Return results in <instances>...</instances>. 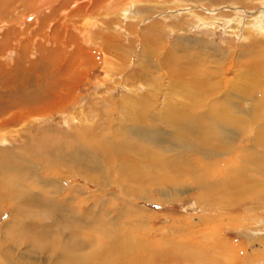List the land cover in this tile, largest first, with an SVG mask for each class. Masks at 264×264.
Segmentation results:
<instances>
[{"label": "rangeland", "instance_id": "374dc122", "mask_svg": "<svg viewBox=\"0 0 264 264\" xmlns=\"http://www.w3.org/2000/svg\"><path fill=\"white\" fill-rule=\"evenodd\" d=\"M54 1L34 13L32 8L28 19L20 7L14 12L7 8V17L0 18V109L12 101H22L29 105L25 108L43 110L25 122L0 128V171L3 165L13 168L9 181L0 173V184L13 186L10 194L0 190V264H51L40 249L49 239L37 241L38 231L50 226L53 230L48 229V233L52 234L55 229L72 227L86 237L92 231L83 222L99 221L107 223L108 230H118L120 241L130 251L141 252V241L160 248L158 260L163 264L172 263L174 252L188 264H264V177L261 182L252 177L255 168L264 171V135L255 138L258 125L264 129V0H221L217 6H212L211 0H111L95 10L90 9L97 0H85L80 5L91 8L81 18H72L80 5L61 12H67V29L72 21L82 20L81 28L87 33L72 30L70 40L64 37L61 44L58 34L55 44L45 45L43 40L52 23L60 17L54 12L62 0ZM117 3L121 7H116ZM255 41L260 42L259 47ZM33 44L39 45L38 49L36 45L30 49ZM77 46L89 59L81 67L82 75L70 96L47 104H42L40 98L36 100L48 90L47 83L59 82L51 86H58L57 92L67 90L68 85L60 81L69 71L67 59ZM22 55L27 63L37 66L36 72L29 74L39 75L41 83L33 77L26 87L15 81L10 85L9 70L14 71L16 66L19 72H26ZM57 56L64 66L53 64ZM194 82L198 83L197 104L191 114L199 120V116L216 113L219 97L226 90L239 96L236 105L240 111L223 105L228 119L221 120L222 128L212 120L205 124L214 135L224 133L223 127L238 132L234 146L225 144L217 149L212 142L201 145L204 149L196 152L192 148L182 152L170 136H165L164 143L151 147L159 159L149 163L147 157H138L136 144L142 137L127 129L151 124L152 116L156 121L172 118L177 112L175 107L188 104L187 88L195 86ZM21 108L15 105L8 113H17ZM10 114L0 115V122ZM229 114L240 121V126L231 123ZM154 129L160 126L154 125ZM150 134L156 136L155 132ZM127 146L134 152L129 158H118ZM136 159L141 163L135 164ZM172 160L180 163L178 169L171 166ZM214 171L228 178L227 187L222 185L220 189L221 183L212 181ZM247 172L253 185L255 180L258 184L240 191L236 185L243 184L239 177ZM207 180L212 184L208 189ZM78 217L82 221H77ZM134 239L141 241L137 244L132 242ZM219 241L224 247L218 248ZM184 244H190V249L177 251Z\"/></svg>", "mask_w": 264, "mask_h": 264}, {"label": "bare ground", "instance_id": "6f19581e", "mask_svg": "<svg viewBox=\"0 0 264 264\" xmlns=\"http://www.w3.org/2000/svg\"><path fill=\"white\" fill-rule=\"evenodd\" d=\"M54 1V0H53ZM52 0H34L33 1H29V0H0V18H6L7 17V14H8V11H7V8H10L11 9V12H14L15 10H17L15 7H20L22 8L23 12H22V15L27 17V15L29 14L30 10H32V8L35 7V10H33V13L34 11H37L38 9H42V8H46V6L50 5V3H53ZM56 1V0H55ZM54 1V2H55ZM60 1V0H59ZM85 0H62L61 3L58 5V8H56V11L54 12L55 14L57 12H59V19L55 18L56 20H54V23H52L50 29L51 31L49 32V34L47 35V37L45 38L44 43L42 41L43 44H55L56 43V36L59 34V43L62 44V40H64V37H68V39L70 40L72 38V36H70L73 32L72 30H77L81 33H84L86 34L83 30L85 29H82L81 27H83L82 25V20L81 22L79 21H72L70 23V25L68 26H71L69 29H67V19H68V15L66 13H63L61 11L63 10H66L68 7H71V6H79L82 2H84ZM88 1V0H87ZM111 0H97L95 3H93L92 5V8L90 7V5H80L77 10L72 14V18L77 20L78 18H81V16L86 12L88 11L87 9L91 8L90 10H95V8H98L100 5H107L108 2H110ZM141 1V0H139ZM207 1V0H205ZM212 1V3H211ZM210 3L212 6H217V4H220L222 1L221 0H211ZM221 1V2H220ZM238 3H241L242 0H236ZM244 1V0H243ZM112 2V1H111ZM138 2V1H137ZM209 2V1H208ZM16 3H18L19 5H15ZM124 3V2H123ZM122 3V4H123ZM142 3V2H141ZM243 3V2H242ZM57 4V3H56ZM90 4V3H89ZM125 4V3H124ZM129 4V3H127ZM145 4V3H144ZM197 4V3H196ZM113 5V4H111ZM126 5V4H125ZM132 5V4H131ZM136 5V4H135ZM244 5V4H243ZM51 6V5H50ZM115 6V5H114ZM119 6L121 7V5H118V3L116 4V7L119 8ZM246 6V5H245ZM14 7V8H13ZM49 7V6H48ZM113 7V6H112ZM125 7V6H124ZM137 7V6H136ZM141 7V6H140ZM19 8V9H20ZM74 8V7H73ZM115 8V7H113ZM51 9V8H50ZM72 9V8H71ZM21 10V9H20ZM19 10V11H20ZM74 10V9H73ZM123 10V9H122ZM121 10V11H122ZM208 10V9H207ZM44 11V10H43ZM46 11V10H45ZM111 11V10H110ZM115 11V10H114ZM245 11V10H244ZM21 12V11H20ZM53 12V11H52ZM61 12V13H60ZM91 12V11H89ZM94 12V11H93ZM16 13V12H15ZM36 13V12H35ZM88 13V12H87ZM109 13V12H108ZM196 15V13H193ZM199 14V13H198ZM244 14V13H243ZM245 14L246 15H249L248 13V10L245 11ZM18 15V14H17ZM42 15V14H40ZM46 15V14H45ZM58 15V16H59ZM91 15V14H90ZM14 16V14H13ZM12 16V17H13ZM20 16V14L18 15ZM54 16V14H53ZM71 16V15H70ZM86 16V15H84ZM228 16V15H227ZM250 16V15H249ZM44 17V16H43ZM9 18V17H8ZM17 18V16H16ZM21 18V17H19ZM48 19H50L51 21V16H47ZM46 18V19H47ZM54 18V17H53ZM70 18V17H69ZM77 18V19H76ZM84 18V17H83ZM214 18V17H213ZM217 18V17H216ZM214 18V19H216ZM24 19V18H23ZM26 19V18H25ZM28 19V17H27ZM45 19V20H46ZM212 19V18H211ZM248 19V18H247ZM251 19V18H250ZM2 20V19H1ZM0 20V21H1ZM4 20V19H3ZM13 20V19H12ZM11 20V21H12ZM18 20V19H17ZM22 20V19H20ZM40 20V19H39ZM45 20L43 21V24H45ZM87 20V19H86ZM204 20V19H202ZM254 20V19H253ZM8 21V20H7ZM5 21V22H7ZM14 21V20H13ZM26 21V20H25ZM42 21V20H41ZM53 21V20H52ZM69 21V19H68ZM71 21V20H70ZM205 21V20H204ZM252 21V20H251ZM3 22V21H2ZM23 22V21H22ZM10 23V22H9ZM18 23H19V20H18ZM35 23V22H34ZM47 23V21H46ZM87 23V22H86ZM3 24V23H2ZM42 24V25H43ZM50 24V23H49ZM254 24V23H253ZM4 25V24H3ZM2 26V25H1ZM5 26V25H4ZM10 26V24L8 25ZM41 27V26H40ZM238 27V26H237ZM236 27V28H237ZM255 27V26H254ZM19 28V27H18ZM48 28V27H47ZM156 28V27H154ZM234 28V27H233ZM14 29V28H13ZM39 29V27H38ZM41 29V32L42 30H44L45 28H40ZM150 32H151V27L149 28ZM259 29V28H258ZM36 30V29H35ZM261 30V29H260ZM12 31V30H11ZM23 31V30H22ZM28 31V30H26ZM153 31V30H152ZM232 31H235V30H232ZM48 32V31H47ZM7 33V31H6ZM13 33V31H12ZM18 33V32H17ZM35 33V32H34ZM51 33V34H50ZM10 34V30H9V33L8 35ZM20 34V33H19ZM17 34V35H19ZM27 34V33H26ZM31 34V33H29ZM33 34V33H32ZM39 34V32L37 33ZM36 36L38 37L39 35ZM45 34V33H43ZM2 35V34H1ZM7 35V34H5ZM28 35V34H27ZM26 36V35H25ZM29 36V35H28ZM86 36V35H85ZM32 37V36H31ZM30 37V38H31ZM2 38V37H1ZM4 38V37H3ZM40 39V37H38ZM44 39V38H43ZM77 39V38H76ZM7 40V39H6ZM32 40V39H31ZM31 40H29L31 42ZM33 40H34V37H33ZM32 40V41H33ZM37 40V39H36ZM36 40H34L36 42ZM1 41V39H0ZM33 41V42H34ZM72 41V40H71ZM39 42V40H38ZM46 42V43H45ZM85 42V41H84ZM87 42V41H86ZM3 43H5L3 41ZM7 43V42H6ZM32 43V42H31ZM37 43V42H36ZM252 43V42H251ZM254 44H259L260 45V42H253ZM0 45H3V44H0ZM34 45V46H33ZM31 45L32 47L31 48H35V45L36 44H33ZM258 45V47H259ZM263 46V44H261ZM29 46V45H28ZM38 46L39 45H36L37 49H38ZM40 46H41V42H40ZM23 50H24V47L22 46ZM253 48V47H251ZM261 48V47H260ZM42 49V48H41ZM251 50V49H250ZM33 51V50H32ZM31 51V52H32ZM34 52V51H33ZM42 53H44V49L41 50ZM46 53H50L49 50H46L45 51ZM24 53V51L22 52ZM27 54V53H26ZM36 54V53H35ZM248 54V53H247ZM21 55V54H20ZM21 60L23 61V63H25V66L26 67V72L23 73V70H21L19 72V69L15 66V70L13 71V68L10 71V73L8 74L9 76V81L11 82L10 85H12V81H15L16 82H19L21 84H24L25 86V83L27 82V84H30L29 83V80L31 78H35V82L39 83L41 81V77L37 74H35V76L31 77L33 74H29L30 72L34 71L37 66L35 64H29L27 63L26 61V56L22 55L21 56ZM25 57V58H24ZM58 57V56H57ZM218 57H223V56H219ZM28 58V57H27ZM45 58H49V54H46L45 55ZM20 59V58H19ZM18 59V60H19ZM52 58L50 57V62L52 63ZM89 57H87V55H85L84 51L79 47L77 46V49L75 50V52L73 53V55H71L69 57V59H67L70 67H69V71L66 72V76L64 77V80L60 81V84L63 83L64 85H68V88L67 90H59L58 92L56 91V89L58 88V86L54 89H52V87L54 85H59V82H57L56 84H53V82L51 81H48V82H51V83H47V89L48 90H45L44 92V95H39L37 99L40 98V101L43 102L42 104H47L48 101H51L52 99H55V100H62V99H65L67 97L70 96L71 92H72V87L73 85L79 80L80 76L82 75V73L80 72L81 70V67L85 65V63H87ZM29 61V59H27ZM56 60V61H55ZM55 60L53 59V64L56 63V66L57 68L61 67V65H63V60H59V57L56 59L55 57ZM59 60V62H57ZM20 61V62H22ZM34 61V60H32ZM261 61V60H260ZM65 62V61H64ZM36 63V62H34ZM258 63V62H257ZM20 64V63H19ZM262 66H264V61L262 62ZM2 66V64H0ZM11 65V64H10ZM55 65V64H54ZM68 65V64H67ZM19 66V65H18ZM64 66V65H63ZM53 67V66H52ZM261 67V66H260ZM1 68V67H0ZM4 68V67H2ZM24 68V67H23ZM63 68V67H62ZM67 68V67H66ZM6 69V68H5ZM8 70V69H7ZM49 70V68L47 69ZM47 70H45V72H47ZM264 70V68H263ZM17 71L19 73H17ZM243 71V70H242ZM3 72V70H2ZM7 72V71H6ZM36 72V70H35ZM38 72V71H37ZM84 72V71H83ZM251 72V70H250ZM253 72V71H252ZM27 75H30V76H27ZM245 75V74H244ZM257 75V74H256ZM58 76V75H57ZM243 76V75H242ZM59 79V77H58ZM239 79V78H238ZM53 80V79H52ZM238 81V80H237ZM244 81V80H243ZM55 82V81H54ZM196 82V81H195ZM194 82V83H195ZM254 82V80H253ZM41 83V82H40ZM182 83V82H181ZM201 83V82H200ZM233 83V82H232ZM242 83V82H241ZM259 83V82H258ZM5 84V83H4ZM9 84V82H8ZM248 84V83H247ZM53 85V86H52ZM195 86H188L187 88V98H188V104L185 106V105H181L179 107H175L174 109H176V113L173 114L170 118H165V120H159V121H156L155 120V117L152 116V120L151 121V124L150 123H144V124H141L139 126H136V128H130V129H127L128 132H132L140 137H142L141 141L138 142V144H136V155L138 157H147V161L149 163H152V160H155L157 158V153H153L152 152V149L151 147H154L157 148L158 145L164 143V138L165 136H170L169 138H172L171 141L172 143L175 145L177 144L178 148H180L182 150V152H185V150L188 151V149L192 148L191 151L192 152H196L199 149H204L203 146L201 145H204V144H213L214 142L217 144V146H214L217 147V149L219 147H222L223 145L227 144L228 145H233L234 146V142L237 140V137L238 136V132H232L230 131V129L228 130L226 127H223V132L224 133H219V134H216L214 135L211 130L208 128L207 130V127L205 124H207L206 122H209V121H215V123L222 128L221 124L222 121L221 120H224V117L228 119V116L227 115V111H225V108H224V104L228 106L229 110H232V108L235 110L234 112H238L240 111L239 110V107L236 105L237 102H236V98H238L239 96H235L236 94H234V92H231V90H226L225 91V94H223V96L220 94V96H222L221 98L219 97V103H220V107L216 110V113L218 114V117H217V114L215 113L214 115L211 114H206V115H202V116H199L201 117V120H199L198 116H193L191 113H192V110L195 109V106L194 104H197L195 100V96L197 95L196 91L197 88H198V83L194 84ZM39 87H42L43 86L41 85H38ZM52 86V87H51ZM233 86V85H232ZM231 86V87H232ZM13 87V86H11ZM16 88V86H14ZM18 87V86H17ZM26 87V86H25ZM30 87V86H29ZM33 87V86H32ZM14 88V89H15ZM46 88V87H45ZM232 88H235V87H232ZM21 89V88H19ZM33 89V88H32ZM236 89V88H235ZM11 90V89H10ZM18 90V89H16ZM216 90V89H214ZM218 90V89H217ZM31 91V90H29ZM33 91V90H32ZM38 91V90H37ZM228 91V92H227ZM7 92V91H6ZM13 92V91H12ZM19 92L18 91V95H19ZM40 92V91H39ZM218 92V91H217ZM4 93V92H3ZM34 93V91H33ZM216 93V92H215ZM241 93V92H239ZM13 94V93H12ZM22 94V93H21ZM20 94V95H21ZM25 94V93H24ZM218 94V93H216ZM16 95V96H18ZM35 95V94H34ZM37 95V94H36ZM4 96V95H3ZM15 96V97H16ZM14 97V96H13ZM22 97V96H21ZM21 97H20V100H21ZM24 97V96H23ZM22 97V98H23ZM31 97V96H30ZM29 97V98H30ZM186 97V96H185ZM184 97V99H185ZM254 97V96H253ZM19 98V97H18ZM27 98V97H25ZM42 98V100H41ZM241 98V96H240ZM244 98V97H243ZM253 99V98H252ZM25 100V99H24ZM33 101V99H31ZM35 100V101H36ZM200 100V99H199ZM198 100V101H199ZM202 101V100H201ZM56 103V101H54ZM186 102V101H185ZM254 102V101H252ZM12 104L10 106H7V107H1L2 109H0V115L1 116H5L7 117L6 115L7 114H10L8 113V111H13V108L17 106H22V108L16 113V112H13L9 115L8 119H6L5 117V120L2 119V121L0 122V128H6V127H9L12 123H22V122H25L26 119L28 117L31 118V116H34V115H37V113L40 115L42 114L43 110H40L37 106L38 109H33V110H30L29 108H25L29 105H25V102H22V101H12L11 102ZM38 103V102H37ZM259 103V102H258ZM261 103V102H260ZM8 105V104H7ZM217 105H219L217 103ZM257 105V104H256ZM255 105V106H256ZM262 104H260L261 106ZM24 106V107H23ZM40 106V104H39ZM264 106V105H263ZM34 107V106H33ZM20 108V107H19ZM25 108V109H24ZM35 108V107H34ZM42 108V107H41ZM257 108V107H256ZM18 109V108H17ZM22 109H24L25 111H21ZM258 109V108H257ZM255 109V111L257 110ZM173 110V109H172ZM16 111V110H15ZM175 111V110H174ZM233 111V110H232ZM251 111V110H250ZM214 113V112H213ZM226 113V114H224ZM230 113V111H229ZM244 113V112H243ZM241 113V114H243ZM249 113V112H247ZM260 114V113H259ZM216 115V116H215ZM222 115V117H221ZM249 115V114H248ZM255 115V112L254 114ZM233 115L232 114H229V117H232ZM251 117V116H250ZM258 117V115H257ZM232 121L231 123L233 124H236L237 126H240L238 124H240V121L238 122L237 119H234L233 117L231 118ZM139 120V119H138ZM254 120V119H253ZM137 121V120H136ZM211 121V122H212ZM229 121V120H228ZM200 122L203 124L201 125ZM242 122V121H241ZM255 122V121H254ZM161 124H164V126H166L167 128H169V131H167L163 126L160 125ZM261 123V122H260ZM160 126V129H154V125L157 126ZM226 124V123H225ZM205 125V126H204ZM224 125V124H223ZM260 125V124H259ZM259 130L258 132L256 133L255 135V138H260L261 136L264 135V129H263V126H259ZM13 126V125H12ZM11 127V126H10ZM262 127V128H261ZM150 132H155L156 133V136L155 135H152L150 134ZM131 134V133H130ZM133 135V134H132ZM148 139L150 140L149 143H148ZM213 142V143H212ZM150 146H148V145ZM171 145V144H170ZM25 148H28L30 151H35L34 149H32L31 147L29 146H25ZM127 148L128 151H125L124 149ZM123 148V152H121L119 155H116L118 156V158H129L131 156V154L134 152V148H132L131 146H127ZM175 148V147H174ZM207 148V147H206ZM232 148V147H231ZM210 149V148H208ZM176 150V149H175ZM179 150V149H177ZM211 150V149H210ZM172 151V150H170ZM190 151V152H191ZM218 151V150H217ZM4 153V151L2 152ZM177 154V152H175ZM214 154V152H213ZM217 154V153H216ZM174 155V154H173ZM176 156V155H175ZM179 156V155H178ZM177 156V157H178ZM190 158V157H189ZM159 159V158H157ZM174 159V158H173ZM2 160V159H1ZM137 162L134 161L135 164H139L141 162L138 161V159H136ZM160 161V160H159ZM170 161V160H169ZM186 161V160H185ZM261 161H264L263 159ZM261 161H259V164L262 163ZM165 162L167 163V161L165 160ZM189 162V161H188ZM171 163V166H174L175 169L177 168V166L180 164H177L174 160H172ZM182 163V162H181ZM190 163V162H189ZM256 163V162H255ZM154 164V163H153ZM159 164V163H158ZM152 165V164H151ZM187 165V164H186ZM167 166V165H166ZM264 166V165H263ZM12 165L8 164V165H3L2 166V169L0 171V173H2L3 177H4V180H7L9 181L10 178H13L12 177V169L11 168ZM189 167V166H188ZM27 168V167H26ZM169 168V167H168ZM201 168V167H200ZM261 168V167H260ZM20 169V168H18ZM24 169V168H23ZM162 169V168H161ZM160 169V170H161ZM178 169V168H177ZM159 170V171H160ZM165 170V169H164ZM188 170V169H186ZM26 172H29L30 171V168H27L25 170ZM23 170V172H25ZM192 171V169H191ZM166 172V171H165ZM18 173V172H17ZM249 175L250 173L247 172L246 174L244 175H241V177H239V181L240 182H243V184H239L236 185V187H240L238 188L240 191H243V190H251L253 186H257L256 184H258V182H261V177L263 178L264 177V171L262 170L261 168V171L259 169H256L253 170L252 172V177H258V179H260L258 182L255 180V185H253L254 182H251L248 178H249ZM167 176V175H166ZM208 176V175H207ZM1 177V176H0ZM164 177V176H163ZM212 181H214V183L217 185V184H220V189L222 187V185L225 187V183L228 178H225V177H222L219 175L218 172L214 171V173L212 174ZM6 178V179H5ZM3 179V178H2ZM231 179V178H230ZM23 180V179H22ZM178 180V179H177ZM205 180V179H204ZM232 180V179H231ZM208 182L205 183V186L206 188L208 189L209 186H212L211 184V180H207ZM234 181V180H233ZM37 182V181H36ZM223 182V183H222ZM37 184V183H36ZM39 184V183H38ZM37 184V185H38ZM40 185V184H39ZM43 185V184H41ZM50 185V184H49ZM215 185V186H216ZM253 185V186H252ZM260 186L263 185L262 184H259ZM13 187V186H12ZM11 186H9L8 184L4 183V186L2 184H0V190L2 189L3 191H5V193H8L10 194L11 191H13V188ZM42 187V186H41ZM44 187V186H43ZM227 187V186H226ZM235 188V186H233ZM205 188V189H206ZM234 188H228L229 190H234ZM259 188V187H258ZM43 190V188H41ZM237 189V188H235ZM58 190V189H57ZM218 191V190H217ZM221 191V190H220ZM223 191H221L222 193ZM208 193V192H207ZM206 193V194H207ZM16 194V193H15ZM21 193H19L20 195ZM50 194V193H49ZM48 194V195H49ZM1 198H4V197H1ZM22 200V199H21ZM32 201H35L34 198L31 199ZM22 202V201H21ZM35 204V202H34ZM41 204H39L40 206ZM90 220V219H89ZM77 221H82L79 217L77 218ZM74 222V221H73ZM72 222V223H73ZM85 224L86 229L92 231L91 234L89 235H86V237H82V235H85L83 232L79 231V229H77V231H75L74 228H67L66 229H58V230H54V232L51 234V233H48V229L50 230H53V227H48L46 228L47 230L43 229V230H40L38 231L37 235H36V239L37 241H46L49 239V241L45 242V246H40V249H41V252L45 253L48 255V258H49V262L51 264H163L162 261H159L158 258L160 256V248H152L151 246H148V244H145L144 241H141L139 239H134V241L132 242H135V243H139L140 241L143 243V245L140 243L139 244V247H140V250L141 252H133V251H130L129 247L127 246V244H125L122 240L120 241V237L122 234H120V232L116 229H110L108 230V225L106 224H103L99 221V223L95 222H83ZM52 225V224H51ZM72 226V225H70ZM119 227V226H118ZM117 227V229H118ZM83 228V227H82ZM127 230V229H126ZM132 231V230H131ZM135 233V232H133ZM20 234V233H19ZM22 234V233H21ZM33 234V233H32ZM96 234V236L94 235ZM103 234V236H102ZM125 234V233H124ZM126 234H127V231H126ZM71 237H70V236ZM98 235V236H97ZM99 235L102 236L99 237ZM48 237V239L46 238ZM124 237H127L124 236ZM133 237V236H131ZM72 238V239H70ZM81 238V240L79 239ZM83 239V240H82ZM110 242H108V240ZM130 239V238H129ZM70 240L72 242H70ZM36 241V240H35ZM97 242V243H95ZM131 242V243H132ZM99 245V247H97ZM216 245L218 246V248H222L224 247V244L221 243L220 241L219 242H216ZM181 246V250L180 249H177V251L179 250V252H183L182 250H189L190 249V244H184L183 246ZM18 246L14 245L13 248H17ZM32 247V246H31ZM44 247V248H43ZM138 247V245H137ZM97 248V249H95ZM18 249V248H17ZM138 248H136L137 250ZM35 250V249H34ZM176 250V249H175ZM88 254L87 256H84V257H81L79 255L80 252H85ZM40 252V253H41ZM178 252V253H179ZM42 254V253H41ZM180 254V253H179ZM76 255V256H74ZM172 255V254H171ZM42 256V255H41ZM40 256V257H41ZM179 255H176L175 252L173 254V256H170V259H173L172 263L171 264H188V260L185 262H183L180 258H178ZM10 258V257H8ZM208 258V257H207ZM21 262V261H20ZM19 263V262H17ZM226 263V262H225ZM228 263V262H227ZM15 264V263H14ZM195 264V263H194ZM197 264H202L200 262H198ZM229 264V263H228Z\"/></svg>", "mask_w": 264, "mask_h": 264}]
</instances>
